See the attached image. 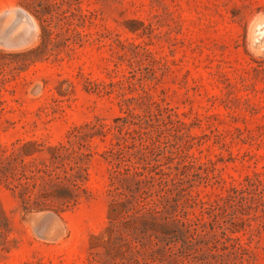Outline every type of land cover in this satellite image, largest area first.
Masks as SVG:
<instances>
[{
    "label": "rangeland",
    "instance_id": "obj_1",
    "mask_svg": "<svg viewBox=\"0 0 264 264\" xmlns=\"http://www.w3.org/2000/svg\"><path fill=\"white\" fill-rule=\"evenodd\" d=\"M152 102L165 111L149 117L161 132L149 158L194 163L188 218L214 223L191 249L217 248L209 264H264V0H0V163L84 145L89 174L63 213H26L0 184V264L104 261L108 152H139L112 128Z\"/></svg>",
    "mask_w": 264,
    "mask_h": 264
},
{
    "label": "trees",
    "instance_id": "obj_2",
    "mask_svg": "<svg viewBox=\"0 0 264 264\" xmlns=\"http://www.w3.org/2000/svg\"><path fill=\"white\" fill-rule=\"evenodd\" d=\"M151 106L154 110L148 109L143 114L127 109L126 116L117 120L120 125L112 128L113 135L130 137L132 143L128 149L138 147L139 152L138 163H121L119 142L108 152L114 163H109L108 227L107 238L102 242L105 259L101 264H205L206 261L209 264L216 257L217 248L212 247L208 256L201 257L190 247L193 241L203 240L207 226L211 232L215 231L213 221H205L203 214L188 218L186 210L196 202L188 191L189 175L195 176L191 173L197 168L194 163H184L183 156L171 152L167 163L151 161L149 157L161 132L154 129L152 119L149 123V117L165 111L156 102ZM153 133L158 134L155 139ZM29 145L33 144L26 143L22 149ZM82 149L84 145L77 150L63 145L51 147L48 163H0V184L17 193L26 213H63L88 193L85 187L88 163H81L88 155ZM176 158L180 162L172 163ZM230 192L242 193L235 189ZM216 210L210 206L203 213L210 218ZM220 239L222 244L230 243L234 248L236 239L230 238L226 231H222ZM99 256L91 253L88 264L99 263Z\"/></svg>",
    "mask_w": 264,
    "mask_h": 264
},
{
    "label": "bare ground",
    "instance_id": "obj_3",
    "mask_svg": "<svg viewBox=\"0 0 264 264\" xmlns=\"http://www.w3.org/2000/svg\"><path fill=\"white\" fill-rule=\"evenodd\" d=\"M31 21V20H30Z\"/></svg>",
    "mask_w": 264,
    "mask_h": 264
}]
</instances>
